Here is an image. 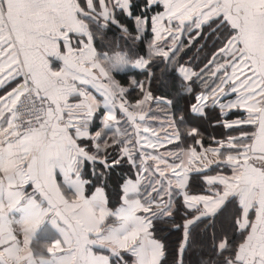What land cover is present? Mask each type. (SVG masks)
Returning <instances> with one entry per match:
<instances>
[{"label":"crops","instance_id":"0c3cea01","mask_svg":"<svg viewBox=\"0 0 264 264\" xmlns=\"http://www.w3.org/2000/svg\"><path fill=\"white\" fill-rule=\"evenodd\" d=\"M147 3L161 7L150 19V54L168 58L178 51L179 56L187 42L211 36L216 28L208 25L214 22L225 28L224 42L238 41L261 79L256 88L217 102L219 94L233 87L229 61L221 59L220 49L212 53L210 68L197 76L203 92L210 87V108L241 112V120L233 123L249 129L234 136L235 146L224 151L228 174L206 176L210 187H218L209 194L189 195L186 168L194 151L179 148V158L172 160L168 144L150 146L143 150L134 178L120 185L121 204L110 209L105 189L100 184L91 188L84 170L95 163L107 168L122 157L136 165L131 147L116 141L124 133L119 124H130L135 143L142 134L178 140L172 128H154L158 124L140 110L148 95L129 104L113 78L115 72L142 69L146 61H130L121 52L98 53L94 46L92 29L114 23L115 8L129 15L130 0H0V264H158L163 251L150 233L151 212L168 215L174 191L203 217L235 198L237 233L244 236L230 264H264V159L253 158L264 157V0ZM135 25L143 33L146 21L136 19ZM27 89L44 99L47 126L23 134L13 118ZM95 120L98 129L91 130ZM107 138L118 147V157H108L113 160L109 164L91 152L101 149ZM149 167L159 175L151 181L152 194L163 191L160 197L150 196L151 205L148 194L143 201L141 189L146 178H153Z\"/></svg>","mask_w":264,"mask_h":264},{"label":"trees","instance_id":"16d2710c","mask_svg":"<svg viewBox=\"0 0 264 264\" xmlns=\"http://www.w3.org/2000/svg\"><path fill=\"white\" fill-rule=\"evenodd\" d=\"M160 10L158 4L149 5L147 0H130L129 15L115 8L114 23H107L104 30L92 29L94 46L98 53L121 52L126 54L130 61L146 60L142 69L115 72L113 78L123 88L124 97L129 104H135L148 95L150 100L146 101L140 110L150 116L155 125L158 124L152 128L168 126L174 130L178 140L169 145L170 149H196L202 152V158L209 160L204 166L189 172L186 187V193L189 195L209 194L218 185L210 187L205 180L206 176L228 174L224 151L235 146L234 136L249 130L244 125L233 123L235 119L241 120V112L235 110L224 114L210 108V87L207 88L208 93L203 92L199 87L201 80L197 79V76L210 68L209 60L215 50L220 49L221 59L225 60L223 50L227 43L224 42L223 36L226 30L211 22L209 29L216 28L212 30V35L204 40L195 39L191 44L187 42L186 48L179 56L178 51L168 58L165 55L155 56L148 50L151 40L150 19ZM136 19L146 21L143 33L137 30ZM179 64H185L195 71L187 82L176 72ZM96 123L97 120L91 130L98 129ZM119 128L124 133L116 141L122 146L126 144L131 147L136 165H130L128 160L122 157L107 168L95 163L93 168L90 166L87 171L84 170V176H88L93 182L91 188L100 184L105 189L107 206L110 209H115L121 204L120 185L126 179L134 178V169L139 171L144 158L138 142L136 141V144L134 141L135 136L129 135L130 124L122 121ZM139 137L140 135L138 139ZM112 139L107 138L105 145H100L101 149H91V152L106 159L117 158L118 154L114 151H117L118 147L111 144ZM239 154L243 152L234 156ZM112 161H107V164ZM146 167L148 169V166ZM149 171L153 178H159L154 169L149 167ZM144 181L141 183V189L146 186ZM145 195L146 193L142 192L143 201ZM170 202L173 210L168 215L154 210L151 212L150 233L153 239L161 244L163 251L158 264H230L234 260L237 247L244 236L241 232L237 233L235 220L240 211L235 198L229 199L213 216L199 218L189 226H186V222L193 219L199 209L187 206L182 196L175 191L170 192ZM222 245L224 247H221Z\"/></svg>","mask_w":264,"mask_h":264},{"label":"built area","instance_id":"2783aa9c","mask_svg":"<svg viewBox=\"0 0 264 264\" xmlns=\"http://www.w3.org/2000/svg\"><path fill=\"white\" fill-rule=\"evenodd\" d=\"M223 56L225 60L227 59L226 61H229L227 73L232 78L233 87L219 94L216 97L217 102L238 95L249 87L256 88L261 84L260 77L251 69L236 39L227 42ZM176 72L185 82L195 74V71L185 64L179 65ZM45 111L46 104L42 96L31 89H27L15 106L13 124L23 134L44 129L47 126Z\"/></svg>","mask_w":264,"mask_h":264},{"label":"rangeland","instance_id":"374dc122","mask_svg":"<svg viewBox=\"0 0 264 264\" xmlns=\"http://www.w3.org/2000/svg\"><path fill=\"white\" fill-rule=\"evenodd\" d=\"M144 61H146V60H144ZM123 64H124V61H123ZM124 65H122V67L126 68L127 67L126 64H124ZM144 104H146V103H144ZM137 113H138V115H141L142 112L139 110ZM139 133L141 134L140 131H139ZM175 140H177V137H169L165 141H162V140H159L158 141L156 139L154 140V139L148 138L146 135L142 134V135H140V137L138 139V147H139V150L141 152H144L143 150H147L148 148H150V146H157L158 149H159V148H162L163 146H166V144H168V145L174 144V141ZM176 150L175 149H173V150L170 149V151L172 152L170 154L173 155L172 160H175V159H178L179 158V153H177ZM195 150L193 149L194 152L193 153L191 152V155L190 154L188 155V157H190V156L191 157H190V160H188V167L186 168L187 172H190L192 170H195V168H197L198 163L202 166V165H205V164H207L209 162V160L207 161L206 159L202 158V155H201V152L200 151H198V150L195 151ZM146 171H147V169H146ZM153 179L154 178H152V180ZM146 180H147V178L145 179V181ZM145 181H144V183L146 184V186L145 187H142V190H143L144 193L148 194V198L149 199H150V196H152V195L155 198L156 197H160V195H163V191H161V192H159V191H153V194H152L151 188H154V184L155 183L154 182H151V181H147V182H145ZM147 204H150V205L152 204L151 199H150V202L147 203ZM203 216H205L203 214V212L198 213L195 218L188 220L186 222V225L190 224L191 222H194L195 220H197V219H199V218H201ZM184 240H185V238H184Z\"/></svg>","mask_w":264,"mask_h":264},{"label":"water","instance_id":"95a60500","mask_svg":"<svg viewBox=\"0 0 264 264\" xmlns=\"http://www.w3.org/2000/svg\"><path fill=\"white\" fill-rule=\"evenodd\" d=\"M220 70H221V68H219L217 71H220ZM217 71H215V73H217ZM253 158H261V159H264L263 156H259V155H254ZM175 228H177V227H175ZM233 264H238V263H233Z\"/></svg>","mask_w":264,"mask_h":264}]
</instances>
